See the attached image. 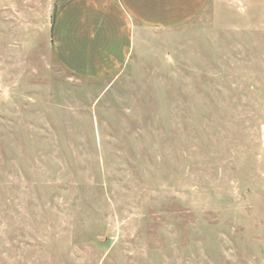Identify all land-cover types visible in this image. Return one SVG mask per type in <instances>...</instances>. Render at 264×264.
Wrapping results in <instances>:
<instances>
[{"label": "rangeland", "instance_id": "1", "mask_svg": "<svg viewBox=\"0 0 264 264\" xmlns=\"http://www.w3.org/2000/svg\"><path fill=\"white\" fill-rule=\"evenodd\" d=\"M66 1L0 0V264H264V0L100 77L53 54Z\"/></svg>", "mask_w": 264, "mask_h": 264}, {"label": "crops", "instance_id": "2", "mask_svg": "<svg viewBox=\"0 0 264 264\" xmlns=\"http://www.w3.org/2000/svg\"><path fill=\"white\" fill-rule=\"evenodd\" d=\"M208 0H68L51 25L56 60L73 74L110 75L124 66L139 26L166 29L185 24Z\"/></svg>", "mask_w": 264, "mask_h": 264}]
</instances>
